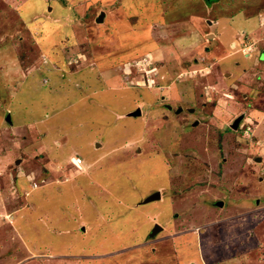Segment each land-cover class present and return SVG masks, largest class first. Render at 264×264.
Wrapping results in <instances>:
<instances>
[{"label":"rangeland","instance_id":"374dc122","mask_svg":"<svg viewBox=\"0 0 264 264\" xmlns=\"http://www.w3.org/2000/svg\"><path fill=\"white\" fill-rule=\"evenodd\" d=\"M0 264H264V0H0Z\"/></svg>","mask_w":264,"mask_h":264},{"label":"water","instance_id":"95a60500","mask_svg":"<svg viewBox=\"0 0 264 264\" xmlns=\"http://www.w3.org/2000/svg\"><path fill=\"white\" fill-rule=\"evenodd\" d=\"M180 109H181V108H179V110H180ZM190 110L192 111V108H191ZM139 113H140L139 108H137L135 111L129 112V114H132V115H136V114H139ZM195 123H196V122H195ZM158 197H160V192H159V191H157V192L151 194L148 198H158ZM148 198H146V199H148ZM157 227H158V225L155 224L153 230H156Z\"/></svg>","mask_w":264,"mask_h":264},{"label":"built area","instance_id":"2783aa9c","mask_svg":"<svg viewBox=\"0 0 264 264\" xmlns=\"http://www.w3.org/2000/svg\"><path fill=\"white\" fill-rule=\"evenodd\" d=\"M242 52L244 53V48H241ZM82 162V159L80 157H73L72 158V163L75 165V166H78L80 163Z\"/></svg>","mask_w":264,"mask_h":264}]
</instances>
